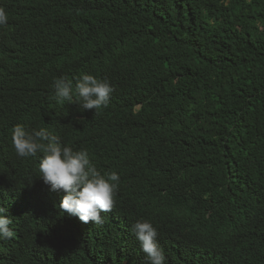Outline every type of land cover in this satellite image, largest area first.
<instances>
[{
	"label": "trees",
	"instance_id": "trees-1",
	"mask_svg": "<svg viewBox=\"0 0 264 264\" xmlns=\"http://www.w3.org/2000/svg\"><path fill=\"white\" fill-rule=\"evenodd\" d=\"M0 264H147L131 233L156 228L164 264H264V0H0ZM90 74L109 105L58 103L54 81ZM75 99V97H74ZM44 128L116 172L103 223L13 182L11 129ZM73 149V150H74ZM112 215V216H111Z\"/></svg>",
	"mask_w": 264,
	"mask_h": 264
},
{
	"label": "clouds",
	"instance_id": "clouds-1",
	"mask_svg": "<svg viewBox=\"0 0 264 264\" xmlns=\"http://www.w3.org/2000/svg\"><path fill=\"white\" fill-rule=\"evenodd\" d=\"M7 22L6 10L0 7V26H7ZM53 87L55 94L51 98L58 103H78L80 109H94L95 114L109 105L115 91L107 78L90 74L76 77L74 87L73 81L67 77L57 78ZM11 143L14 155L9 150L6 161L26 158L22 170L17 168L14 172L19 175L29 169L25 178L13 182L12 193L17 200L26 198L27 187L31 190L37 186L58 199L65 193L58 205L59 210L78 217L82 223L100 225L103 223L102 214L113 212L120 177L114 171L102 174L86 149H74L50 137L44 128L28 131L22 124L11 129ZM7 211L0 206V240H11L15 235L10 228L13 220L6 215ZM131 233L139 242L147 264H164V250L158 243L157 230L150 222L136 221L131 225Z\"/></svg>",
	"mask_w": 264,
	"mask_h": 264
}]
</instances>
